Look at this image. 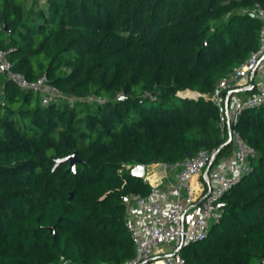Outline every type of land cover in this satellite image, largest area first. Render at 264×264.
Masks as SVG:
<instances>
[{
    "label": "trees",
    "instance_id": "obj_1",
    "mask_svg": "<svg viewBox=\"0 0 264 264\" xmlns=\"http://www.w3.org/2000/svg\"><path fill=\"white\" fill-rule=\"evenodd\" d=\"M255 6L264 0H0L12 71L67 98L44 105L0 74V264L133 258L122 201L150 186L123 166L232 154L205 96L258 48ZM232 128L256 153L251 171L206 238L181 250L187 264L264 261V108ZM73 152L74 173L53 170Z\"/></svg>",
    "mask_w": 264,
    "mask_h": 264
},
{
    "label": "built area",
    "instance_id": "obj_2",
    "mask_svg": "<svg viewBox=\"0 0 264 264\" xmlns=\"http://www.w3.org/2000/svg\"><path fill=\"white\" fill-rule=\"evenodd\" d=\"M250 13L260 22L258 48L247 61L222 78L211 95L205 96L216 104L221 136L224 138L226 134V141L230 140L232 145L233 176L211 186L205 170L210 164L212 166L215 153L200 151L194 157L174 164H158L174 175L164 193H160L159 186L167 176L162 175L152 181L149 178L152 165L144 166L143 181L150 186V191L146 197L134 194L126 197L123 226L133 243L134 256L121 264H187L180 255L181 251L177 250L206 238L223 214L225 192L251 171L250 159L256 153L232 128L244 109L264 108V7L255 6ZM0 74L20 89L38 93L44 105L67 99L48 85L45 77L29 83L22 75L13 72L2 50ZM229 92H232L230 96ZM123 168L127 171L132 169L130 166ZM195 180L198 181L197 186ZM56 264L70 263L61 258ZM259 264H264V261Z\"/></svg>",
    "mask_w": 264,
    "mask_h": 264
},
{
    "label": "crops",
    "instance_id": "obj_3",
    "mask_svg": "<svg viewBox=\"0 0 264 264\" xmlns=\"http://www.w3.org/2000/svg\"><path fill=\"white\" fill-rule=\"evenodd\" d=\"M219 163H220V165H219V167H217L218 170H217L216 175L212 177V181L210 179V185L211 186H217L222 181L229 180L230 177H232L233 174H234V168L231 165V155L229 157L220 159ZM211 167L209 168V171H210ZM162 175H166L167 178L164 179L162 181V183L160 184V186H159L160 193H164L165 188L167 186V183L173 181V179H174L173 176L174 175H173V173H167L158 164H155V165L151 166V173H150V177L149 178H151L152 181H154L156 179V177H159V176H162ZM194 184L197 186L198 181L195 180ZM159 198H161V196H159Z\"/></svg>",
    "mask_w": 264,
    "mask_h": 264
},
{
    "label": "water",
    "instance_id": "obj_4",
    "mask_svg": "<svg viewBox=\"0 0 264 264\" xmlns=\"http://www.w3.org/2000/svg\"><path fill=\"white\" fill-rule=\"evenodd\" d=\"M264 58V57H263ZM262 58V59H263ZM261 59V60H262ZM261 60L258 62L260 63ZM232 94V92H229L228 93V96H230ZM122 100V99H121ZM230 143V140L229 141H226L225 144H229ZM217 156V152L214 154L213 156V159H212V162H214L215 158ZM80 163V160L77 158L76 156V153H72L70 154L69 156L65 157V158H62V159H58L55 161V164L53 166V170L60 164H67L68 165V171L74 173L75 172V166L76 164ZM211 165V164H210ZM210 165L206 168V172L209 171V168H210ZM130 175L133 176V177H136L138 179H143V175H144V166L143 165H139V166H136L134 168H132L130 171H129ZM127 203V199L126 197L123 198V201H122V206L125 207ZM48 230L53 233L54 231V227H49ZM181 249H178L177 252H180Z\"/></svg>",
    "mask_w": 264,
    "mask_h": 264
},
{
    "label": "rangeland",
    "instance_id": "obj_5",
    "mask_svg": "<svg viewBox=\"0 0 264 264\" xmlns=\"http://www.w3.org/2000/svg\"><path fill=\"white\" fill-rule=\"evenodd\" d=\"M187 96H189V95H187ZM190 97H192V95H191ZM219 165H220V163H219V161H218L216 164H214V165L211 167L210 171L208 172V175H209L211 181H212V177L216 175L217 170H218L217 167H219ZM146 171H147V169H146Z\"/></svg>",
    "mask_w": 264,
    "mask_h": 264
},
{
    "label": "bare ground",
    "instance_id": "obj_6",
    "mask_svg": "<svg viewBox=\"0 0 264 264\" xmlns=\"http://www.w3.org/2000/svg\"><path fill=\"white\" fill-rule=\"evenodd\" d=\"M186 95H189V96H191V95H193L192 93H186Z\"/></svg>",
    "mask_w": 264,
    "mask_h": 264
}]
</instances>
